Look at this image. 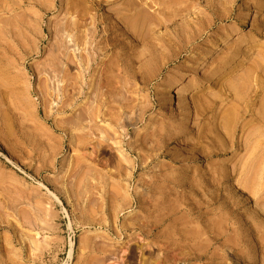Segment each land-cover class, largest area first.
Returning a JSON list of instances; mask_svg holds the SVG:
<instances>
[{"label": "rangeland", "instance_id": "rangeland-1", "mask_svg": "<svg viewBox=\"0 0 264 264\" xmlns=\"http://www.w3.org/2000/svg\"><path fill=\"white\" fill-rule=\"evenodd\" d=\"M94 1L0 0V264H264V0Z\"/></svg>", "mask_w": 264, "mask_h": 264}, {"label": "bare ground", "instance_id": "bare-ground-1", "mask_svg": "<svg viewBox=\"0 0 264 264\" xmlns=\"http://www.w3.org/2000/svg\"><path fill=\"white\" fill-rule=\"evenodd\" d=\"M65 1V0H64ZM98 1V2H97ZM94 4H92V6L94 5L95 8H102V3L100 1L102 0H97ZM69 3V2H68ZM93 3V2H92ZM131 4V5H130ZM142 4V3H141ZM264 4V3H263ZM68 5V4H67ZM135 6V2H131V3H128V5L122 10L120 11V9L117 10V13L121 14V18L122 20L125 22V23H128V21L131 19V17L133 16V13H131V10L134 11V9L137 11V15L138 16H141L142 12L144 11L143 8H140L139 9V6L140 4L136 5L134 9H132V7ZM145 6V5H144ZM69 8V7H68ZM97 10V9H96ZM135 11V12H136ZM261 11H264V5L261 6L260 10ZM109 13V12H108ZM109 15V14H108ZM107 15V16H108ZM249 13L247 12L246 13V16H244V22L242 23L243 25H246V23H248V16ZM105 16V14H104ZM102 18V17H101ZM106 19V18H105ZM101 20V19H100ZM94 24V23H93ZM102 31L103 33L107 32L108 30H110V34L109 35H105L104 39H108L111 38L113 39L115 37L116 39V36H117V33L121 32V27H120V23L117 21V19H115L114 17H107V19L105 20V22L102 20ZM71 26L76 27L74 25V22H72ZM92 28V27H91ZM95 28V26H94ZM72 29V28H71ZM91 32H95V29L91 30L89 29ZM80 32V31H79ZM81 33V32H80ZM116 34V36H115ZM126 36V34H124ZM111 36V37H110ZM111 39H108V40H111ZM106 41V42H109V41ZM114 41V39H113ZM230 41V38L227 37L225 39H223L222 41H220L218 44L214 45L212 48H211V51L210 53L211 54H214L216 53L217 51H220L221 49L224 50V48L228 45ZM86 42V41H85ZM111 42V41H110ZM206 68V64L203 62L201 63L199 66L195 67L194 68V71L192 73V78L196 77L201 73V71H203L204 69ZM85 74V73H84ZM217 74V72H213L211 75L208 76V78H204L205 82H210L212 81L213 79H215V75ZM77 81V80H76ZM203 81V80H202ZM204 82H197V83H194V82H189L187 81L186 79H184V76H181L179 79L175 80V81H172L171 85H170V88L168 89V95H167V102H166V105L168 107H171V108H175L176 104H177V100L179 99L178 97H180L181 99L183 97H187L189 95V90L190 89H194V88H197L199 86H201ZM73 85V84H72ZM167 93V92H166ZM184 99V98H183ZM180 102V100H179ZM182 102V101H181ZM182 106L184 108L188 107V104L187 102H182ZM223 118V117H222ZM202 138V136H201ZM196 145V144H195ZM198 146V144H197ZM189 152V151H188ZM185 153V152H184ZM191 154V153H190ZM193 156V155H192ZM194 181V180H193ZM193 184V182H192ZM195 186H197V184H195ZM196 191V189H195Z\"/></svg>", "mask_w": 264, "mask_h": 264}]
</instances>
